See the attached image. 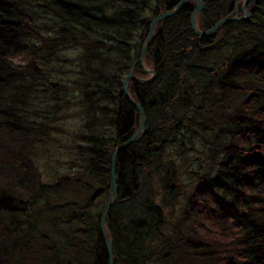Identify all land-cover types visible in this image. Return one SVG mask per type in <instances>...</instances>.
Listing matches in <instances>:
<instances>
[{
	"label": "trees",
	"instance_id": "trees-1",
	"mask_svg": "<svg viewBox=\"0 0 264 264\" xmlns=\"http://www.w3.org/2000/svg\"><path fill=\"white\" fill-rule=\"evenodd\" d=\"M179 1L0 0V264H109L101 219L112 155L140 123L123 92L132 68L152 79L129 81L147 123L116 160L119 197L106 220L115 264H178L182 255L264 264V0L248 21L222 25L217 43H196V3L162 20L145 55L148 77L138 60L150 23ZM202 2L197 23L207 30L233 0ZM182 48L192 53L178 56ZM189 125L229 134L215 153L219 186L200 187L167 221ZM43 160L56 171L47 179Z\"/></svg>",
	"mask_w": 264,
	"mask_h": 264
},
{
	"label": "rangeland",
	"instance_id": "rangeland-1",
	"mask_svg": "<svg viewBox=\"0 0 264 264\" xmlns=\"http://www.w3.org/2000/svg\"><path fill=\"white\" fill-rule=\"evenodd\" d=\"M162 0H159V3L161 4ZM182 2V0L179 1V3L175 6V7H172L171 9L169 10H164V11H160L158 13V15H156V17L153 19L155 20L159 15L161 14H166V13H169V12H175L176 11V14H179L190 2H186L183 4V6L178 10V7L180 5V3ZM194 4L196 2H193ZM192 3V4H193ZM203 3V2H202ZM260 3V0L257 1L256 5H258ZM163 4V3H162ZM196 6L194 7V9H192V12L189 16V23L191 22L192 20V17L194 15V12L195 10L197 9L198 7V3L195 4ZM204 5V4H203ZM264 5V3H263ZM194 6V5H193ZM203 11V10H202ZM198 12L197 13V19H199V15L200 13L202 12ZM251 13V11H250ZM175 14V15H176ZM174 16V15H173ZM172 17V16H171ZM166 18H162L161 20H159V22L155 25V28H154V35H153V38L155 35H157V25ZM152 20V22H153ZM195 21L197 23V20H196V17H195ZM152 22L150 23V26L152 24ZM224 25V24H223ZM150 26H149V29H148V33L146 35V41H147V36L150 32ZM222 26V25H221ZM197 29L199 30L198 28V24H197ZM193 31V30H192ZM216 35V32L214 34H210L209 36H199L196 34L197 38H196V43H197V40L198 38H212ZM226 38V34H217L216 35V40L215 42H221L222 40H224ZM237 38V37H235ZM153 40V39H152ZM145 41V43H146ZM215 45V44H214ZM149 48V47H148ZM148 48L146 49V52L148 50ZM189 54V53H192V49L191 48H182V50H180L177 55L178 56H181L182 54ZM73 54H77V52H73ZM146 55V53H145ZM145 55H144V58L142 60V62L140 61V57H139V60L138 62L143 65V67L145 66V69L148 71V77L150 76V71H151V68L150 66H146L145 65ZM224 58V57H223ZM220 59H222V57L219 58V61ZM17 64H24L23 61L19 60V61H16ZM218 64L217 63V66H214L213 68L214 69H217L218 68ZM152 67V66H151ZM154 73V71H153ZM156 74V73H155ZM128 76V75H127ZM126 76V77H127ZM260 76H264V73H260ZM125 77V78H126ZM138 79H141L139 77H137ZM125 80V79H124ZM130 81V80H129ZM199 82H203V80L199 81ZM129 87V85H128ZM75 100H77V98H75ZM137 102V101H136ZM138 103V102H137ZM140 104V103H138ZM141 105V104H140ZM142 106V105H141ZM135 107V106H134ZM143 108V106H142ZM137 109V108H136ZM138 110V109H137ZM139 111V110H138ZM143 111H144V108H143ZM139 114H140V123H139V127L136 128L137 130L134 132V134L127 140L125 141L124 143L122 144H125L127 143L139 130L140 126H141V112L139 111ZM144 114H145V128H146V123H147V120H146V113L144 111ZM203 117L207 118L206 114H203L202 117H200L201 120H204ZM76 121V122H75ZM73 121L71 124H75V127L77 125H79V120H75ZM206 128H208L206 125H204ZM198 127H193L192 125H189V126H186L182 131V134L180 136V138L178 139V141H180L182 144H185L186 147H184L186 150H188L187 154L185 155V153L183 151H181L180 154H183L184 155V158H185V166H184V170L183 172L178 176L179 177V190H178V195H179V198L176 200L177 201V204H175V207H172V209L168 210L166 209V220L167 221H171V212H173V218L176 217L177 218V213H182V212H179L181 207L184 206V204L186 203V201H189L190 202V199L192 198H197V192L199 189H201L200 187L205 188L206 190H210V192H207V193H211V190L212 189H218V182H217V179H216V176H217V172H216V166H214V162L215 160H219V156H216V151H219V147L221 145H224L226 139L229 137V134L227 132L226 129H220V131L218 130L217 132L215 131H212V132H208V133H197L198 131L196 130ZM213 128V127H212ZM144 131H142L140 133V136L142 135ZM139 136V137H140ZM139 137L137 138V140L139 139ZM137 142V141H136ZM135 142V143H136ZM134 143V144H135ZM121 145V144H120ZM118 145V146H120ZM133 145V144H132ZM132 145H130L128 148H130ZM116 146V147H118ZM184 146V145H183ZM115 147V148H116ZM126 148V149H128ZM125 149V150H126ZM170 149V148H169ZM115 150V149H114ZM123 150V151H125ZM122 151V152H123ZM172 154H171V157L175 158V155L177 154V149H175V147L172 148ZM114 152V151H113ZM121 153V152H120ZM119 153V154H120ZM174 153V154H173ZM177 156V155H176ZM169 158V157H168ZM54 168V165H53V161L48 164L45 163V161H41L40 162V165L37 166V170L41 172V175L47 179V177H49V175H52V174H55L56 171H52V169ZM59 170H62L63 169V166L61 165V167L58 168ZM169 169L168 165L166 166V171ZM167 173V172H166ZM46 176H44V175ZM117 176V174H116ZM44 179V180H46ZM110 185H111V182H110ZM218 185V186H217ZM200 192V190H199ZM219 191H216V193H212L213 196V199L215 201H217L219 198L217 197ZM186 205V204H185ZM183 216H181L182 218ZM179 219V220H183V219ZM175 219V218H174ZM193 221V219L191 220ZM187 223H190V220H186ZM191 224V223H190ZM170 226H168L166 228V232H169L170 231ZM107 230V229H106ZM107 236H108V233H107ZM108 238L111 240V238L108 236ZM112 242V240H111ZM105 244V243H104ZM113 245V243H112ZM106 248V246H105ZM106 251H107V248H106ZM108 253V251H107ZM113 253H114V247H113ZM109 259V258H108ZM178 264H194L192 261L189 260V258H186L184 255H182L179 260L177 261ZM114 264H115V259H114Z\"/></svg>",
	"mask_w": 264,
	"mask_h": 264
},
{
	"label": "water",
	"instance_id": "water-1",
	"mask_svg": "<svg viewBox=\"0 0 264 264\" xmlns=\"http://www.w3.org/2000/svg\"><path fill=\"white\" fill-rule=\"evenodd\" d=\"M246 1H248V0H246ZM186 2H197L198 3V7L195 10L194 15H193L192 20H191V25H192L193 31L197 35H199L200 37L201 36H209L210 34L214 33L215 30L219 26H221V25H223V24H225L227 22L238 21V20H247L249 18V16H250L249 11L247 10L245 12V16L244 17H241V18L240 17H236V18L228 17V18L218 22L215 25V27L210 32L204 33V32L198 31V29L196 28V24H195V17L197 15V13L202 11L203 7H204V5L202 3V0H182V2L180 3V5L178 7V10ZM251 3H253V4L257 3V0H252ZM175 14H176V11L175 12H169V13H166V14H161L155 20H153V22H152V24L150 26V32H149V34L147 36L146 44H145V46H144V48L142 50V53H141V57H140V61L141 62H142V60L144 58V55L146 53V49L149 47V45L152 42L155 25L162 18H168V17H171V16H173ZM129 80H136L138 82L148 81V80H145V79H138L137 77L134 76L133 70H131L130 73L128 74V76L125 78L124 83H123V92H124V94L126 96V99L141 112V118L142 119H141V126H140L138 132L127 143L121 144L120 146L116 147L114 152H113V155H112L110 196H109V199H108V201L106 202V204L104 206V209H103V212H102V219H101V234H102L103 241H104L105 246H106L107 251H108L109 264H114V253H113L112 242L107 236L106 220H107V216H108V214L110 212V209L118 201V187L119 186H118L117 176H116V160H117V156H118V154L120 152H122L123 150L128 148L130 145L134 144L137 141V138L140 136V133L145 130V114H144L142 106L140 104H138L130 96V93H129V90H128Z\"/></svg>",
	"mask_w": 264,
	"mask_h": 264
},
{
	"label": "bare ground",
	"instance_id": "bare-ground-1",
	"mask_svg": "<svg viewBox=\"0 0 264 264\" xmlns=\"http://www.w3.org/2000/svg\"><path fill=\"white\" fill-rule=\"evenodd\" d=\"M251 1L252 0H248V1H246V0H233V3H232V6H231V8L229 9V11L227 12V14L225 15V16H223L221 19H219L216 23H214L213 24V26L211 27V28H209V29H207V30H201V29H199L198 31H200V32H204V33H207V32H210L214 27H215V25L218 23V22H220L221 20H224V19H226V18H228V17H230V18H236V17H244L245 16V12L248 10L249 11V9H248V6L249 5H252V7L253 6H255L256 5V3L255 4H253V3H251ZM258 1V0H257ZM197 3V2H196ZM251 7V8H252ZM250 8V9H251ZM203 10H204V7H203ZM236 10H239V13H236L235 11ZM234 12V13H233ZM196 20H197V16H196ZM249 20V19H248ZM247 20V21H248ZM231 22H236V21H230V22H227V23H231ZM227 23H225V24H227ZM195 24H196V28H197V24L198 23H196V21H195ZM190 26H191V28H192V25H191V22H190ZM221 26H219L216 30H215V32H217L218 31V29L220 28ZM192 30H193V28H192ZM194 32V31H193ZM214 32V33H215ZM214 33H212V34H214ZM194 34H196L195 32H194ZM152 43V42H151ZM151 45V44H150ZM149 45V46H150ZM143 50V49H142ZM141 53H142V51H141ZM142 67H143V65H142ZM143 69V71L145 72V73H147L148 74V71L145 69V68H142ZM132 70H133V74H134V76L135 77H139V78H142V77H140L139 75H137L136 73H135V71H134V68H132ZM143 79H145V78H143ZM145 80H147V79H145ZM128 90H129V87H128ZM118 197H119V187H118Z\"/></svg>",
	"mask_w": 264,
	"mask_h": 264
},
{
	"label": "flooded vegetation",
	"instance_id": "flooded-vegetation-1",
	"mask_svg": "<svg viewBox=\"0 0 264 264\" xmlns=\"http://www.w3.org/2000/svg\"><path fill=\"white\" fill-rule=\"evenodd\" d=\"M251 7H252V5H249V6H248L249 11H251V9H250ZM235 12H236V13H239V10H236ZM233 13H234V12H233Z\"/></svg>",
	"mask_w": 264,
	"mask_h": 264
}]
</instances>
